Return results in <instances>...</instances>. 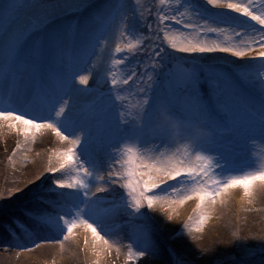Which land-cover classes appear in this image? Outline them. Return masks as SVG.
<instances>
[{
    "label": "snow or ice",
    "instance_id": "snow-or-ice-1",
    "mask_svg": "<svg viewBox=\"0 0 264 264\" xmlns=\"http://www.w3.org/2000/svg\"><path fill=\"white\" fill-rule=\"evenodd\" d=\"M4 129L18 137L13 164L43 132L66 147L48 157L50 184L40 173L0 196V248L31 252L46 231L63 250L83 228L92 264L121 247L128 264H224L192 234L232 190L252 204L264 189V162L234 170L264 149V0H0ZM189 201L193 214L172 227Z\"/></svg>",
    "mask_w": 264,
    "mask_h": 264
},
{
    "label": "bare ground",
    "instance_id": "bare-ground-1",
    "mask_svg": "<svg viewBox=\"0 0 264 264\" xmlns=\"http://www.w3.org/2000/svg\"><path fill=\"white\" fill-rule=\"evenodd\" d=\"M107 0H93L94 8L103 6ZM92 10L85 11L78 14L81 18L90 14ZM76 15H70L67 19H75ZM224 60H233V57H229L225 54H221ZM93 86V81L90 80L89 87ZM18 137L15 133L8 132L6 129L0 130V196L8 195L10 190L7 187H21L25 188L34 186L33 181L39 184L40 181L36 180V176L40 173H44L41 179L44 183H51L49 174L45 172L47 166V160L51 151L54 149H60L66 147L59 144L53 134L50 132H43L37 136L36 143L31 145V151L27 152V160L23 159L24 153L18 154L15 158V163H10L8 157L12 154L15 148V144ZM39 154V155H38ZM59 175V173L57 174ZM237 189L232 190L230 198L224 205H217L216 210L212 214L211 219L206 223L204 230L198 233L201 239L208 237V231L213 230L215 227L230 228L234 233H238L241 228H247L251 226L256 233L257 241H264L263 227L258 223H253L251 220H247L249 216L263 215L264 213V201L259 200L260 194L264 195V189L257 191L254 197V203L247 204L241 203L242 195ZM15 201V197H13ZM261 205L263 209L257 208V205ZM23 207H31L28 202H24ZM195 207L194 201H189L183 207L177 210L178 214L171 222V226L174 228L182 229L183 225L187 221L188 217L193 214V208ZM159 213H157L158 215ZM12 215L23 217L27 221V216L23 214L22 207L19 204L14 206ZM12 227H16L13 225ZM0 228L3 229V225L0 224ZM19 231V229H17ZM129 228L124 229V234L129 232ZM48 235L46 231L41 233V245L39 248H34L31 252H20L17 255L18 250H4L0 248V264H92L94 257L91 254L90 249L86 250L84 240L87 237L91 241V234L85 232L83 228L75 229L73 232L72 240L65 242L64 249L58 243L45 241V236ZM215 237V236H214ZM243 243L249 245L247 248H234L233 246L224 243L220 250L223 252L227 250L226 256L236 254L239 250H243L245 255H250L254 249L255 240L251 241L250 238H246ZM238 241H240L238 239ZM8 240L4 236H0V244L7 243ZM124 243V242H123ZM125 244V243H124ZM211 249V248H209ZM127 249L121 247L119 254L113 250L111 256L105 255L101 260V264H128L126 255ZM126 251V253L124 252ZM224 255V256H225ZM224 260L225 258H221ZM132 264H142V261H133Z\"/></svg>",
    "mask_w": 264,
    "mask_h": 264
},
{
    "label": "rangeland",
    "instance_id": "rangeland-1",
    "mask_svg": "<svg viewBox=\"0 0 264 264\" xmlns=\"http://www.w3.org/2000/svg\"><path fill=\"white\" fill-rule=\"evenodd\" d=\"M153 2H154V0H140L141 5H151ZM157 2H158V0H157ZM216 55L221 56V54H216ZM225 55H227V54H225ZM234 59H236V58H234ZM222 67L226 68L227 66L222 65ZM131 98L132 97L129 96V99H131ZM261 162H264V149H261L259 146H257L254 150H250V152L248 154H245L244 156L237 157L235 159L234 170L236 172H243V171H247L249 169H254V168L258 167V165ZM48 184H49L48 182L44 183V185H48ZM31 187H33V186H31ZM15 188H16V186L15 187H7V189L10 191L14 190ZM25 190H26V188H25ZM238 192H242V191L240 189H237L236 193H238ZM240 194L243 196V193H240ZM261 198H262V200H261ZM259 200L264 201V195L260 194ZM261 205H259V204L257 205L258 210L263 209L261 207ZM158 215H162V214H158ZM15 216H17V215H15ZM19 219L22 221L23 224H25L29 227L33 226V222L27 221L23 217H19ZM247 220H251V222L256 223V224L259 223L263 227V230H264V213H263V215L249 216L248 218H246V221ZM0 230H2V229L0 228ZM130 231H131V229H130ZM130 231L124 234L123 242L125 244H127L129 242L128 238H127V234L130 233ZM256 233L257 232H255L251 226H248L247 228H241L237 234L234 233L232 231V229H230L228 227L227 228L215 227L213 230L211 229L208 231L209 235L205 239H201L199 237L198 233H193L192 235L198 238L197 240L193 241V243L196 246L203 247V248H213V247H217V246L219 248H221V246L224 243H227V244L233 246L234 248H237L235 246V244L239 243V242H244L245 240H247L246 238L248 237V238H250L251 241L255 240L254 249L252 250L250 255H245V252L242 249L239 250L236 254H233V255L231 254L230 256L225 255L227 250H226V252L221 251L222 252L221 258H223V257L225 258L223 260L224 264H232V261H231V259H229V257H233V256L236 258L243 257L244 260L246 261V264H264V253H262L261 248H260V244L262 241H257L255 239ZM189 239L191 240V237H189ZM238 239L240 241H238ZM126 251H124V252L126 253Z\"/></svg>",
    "mask_w": 264,
    "mask_h": 264
}]
</instances>
